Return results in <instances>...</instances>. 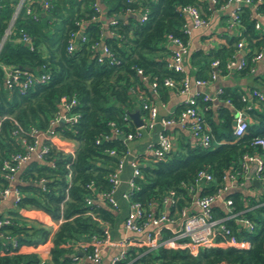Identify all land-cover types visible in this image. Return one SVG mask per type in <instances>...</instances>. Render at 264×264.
Segmentation results:
<instances>
[{
    "label": "trees",
    "instance_id": "obj_1",
    "mask_svg": "<svg viewBox=\"0 0 264 264\" xmlns=\"http://www.w3.org/2000/svg\"><path fill=\"white\" fill-rule=\"evenodd\" d=\"M47 1L49 6L44 8L42 0H34L30 4L32 13L22 6L11 34L0 48V62L49 75L47 80L36 82L20 93L17 88L4 87L0 68V185L8 184L3 161L16 152H25L20 138L33 142L31 128L40 131L50 128L51 118L59 111L61 96L76 100L70 112L77 114V119L56 126L55 132L73 141L75 147L65 151L45 139L49 149L43 158H32L25 163L16 183L21 193L16 207L41 210L51 220L58 221V226L51 232L39 223L27 225L19 219L17 210L11 211L13 223L0 228L8 235L0 239V250L4 251L0 253V264H71L73 254L78 251L72 246L75 242L105 235L103 225L93 215L111 226L116 209L106 198L99 200L97 193L112 188L109 175L127 152V143L121 136H113V128L123 134L136 132L128 112L139 109L145 115L139 96L151 102L152 82H156L160 91L165 77L173 78L179 85L184 73L169 67L165 44L167 34L184 42L189 40L184 29L187 17L181 7L195 5L202 17L208 19L212 7H220L225 0H216L213 6L209 0H103L101 11L94 8L95 0ZM16 2L0 0V40ZM254 11L264 13V2L256 4ZM140 12L145 13V19L140 20ZM33 13L37 16L33 17ZM237 13V31L226 34L224 42L216 48L191 52L197 78H209L211 62L215 59L220 74H226V62L235 56L240 39L246 41L245 65L234 70L235 75L247 74L253 66L252 57L264 52V25L256 27L258 19L251 5L240 6ZM76 31L86 40L76 38L75 49L68 52L69 34ZM22 32L30 36L32 47L16 39ZM101 42L108 48V54L102 53ZM241 92L237 86L223 87L218 94L220 103L204 99L198 93L196 106L209 124L212 144L203 147L177 127L173 132L165 129V133L174 134L175 148L161 158L136 156L140 175L134 178L137 188L130 191V199L138 201L147 212H157L168 191L173 189L176 196L173 208L180 209L190 199L185 186L194 185L199 170H206L212 176L200 186L201 194L214 193L223 185L227 172L240 173L242 154L254 150L255 136H264V100L246 109L251 120L245 133L239 137L232 134L234 110L246 108L247 104ZM186 106V103L179 106L174 114ZM112 149L115 154H110ZM41 179L44 182L39 183ZM227 196L232 198L235 211L260 202L246 213L255 223L254 230L237 226L233 220L227 222L237 238L249 242L248 246H214L196 255L183 249L160 247L131 264H264V193L256 199L243 189H236ZM214 211L217 216L223 213L219 207ZM13 236L18 245H37L50 237L49 258L42 260L33 251L16 252L9 241ZM134 255V250H128L126 260Z\"/></svg>",
    "mask_w": 264,
    "mask_h": 264
},
{
    "label": "built area",
    "instance_id": "obj_2",
    "mask_svg": "<svg viewBox=\"0 0 264 264\" xmlns=\"http://www.w3.org/2000/svg\"><path fill=\"white\" fill-rule=\"evenodd\" d=\"M34 0H17L13 14L10 18L9 24L5 29L4 35L0 40V48L4 40L11 34L12 26L22 6L26 7V12H31L30 4ZM103 0H95L93 3L94 8L97 11H101V4ZM213 6L216 0H209ZM264 2V0H225L221 7H225L231 3L237 5L231 17V25H236L238 29V13L237 8L242 5L256 6V4ZM44 8H48L49 2L42 0ZM187 17V22L184 26L185 31L189 34L190 28L201 27L207 24V19L203 18L200 9L195 5H185L181 7ZM258 18L263 21V24L256 22V27L264 25V13H256ZM37 15L33 13V17ZM140 20L145 19V13L140 12L138 14ZM95 18V17H92ZM257 18V19H258ZM114 18L111 19V22ZM81 38L86 40L84 35H81L79 31L71 32L68 37L67 51L71 52L75 49L77 40ZM18 41L27 43L32 47L31 38L26 32H22L17 38ZM167 41L174 45L171 59L169 60V67L176 71L183 72L184 75L180 80L179 85L171 77H165L161 84L166 87L174 88L178 92L186 94L185 103L187 106L183 108L178 114L162 117L160 123L163 128L168 126H181L187 127L192 137H194L201 146L208 147L212 144L213 135L210 132L209 124L204 120V117L200 114L197 104L196 95L202 93L204 99L213 100L205 92H192L191 85H204L214 80L219 74L218 60L215 59L211 62V72L209 78H195L191 79L186 73L183 60L189 53V43L184 42L179 37L167 34ZM102 43V42H101ZM100 48L103 54H108V48L102 44ZM244 39H240L237 42V51L235 56L226 62L227 72H233L236 69H240L245 65L244 53H245ZM264 60V52L259 51L252 57V63L257 60ZM0 68L2 73V83L7 90L17 88L20 93L26 92L36 82L45 81L49 75L46 72H36L28 67L14 64H6L0 62ZM252 68V67H251ZM141 73V70H138ZM156 82L151 83V88L156 89ZM222 92V88H219L218 94ZM142 109L145 111V115L142 116L143 124L136 126V132L123 134L116 128H113V136H121L125 143L139 137L143 131L152 130L157 122L158 108L152 102H148L141 95L139 96ZM241 98L243 101H247L246 108H238L234 110V121L232 125V134L235 137L243 135L250 122V116L246 109L256 107L260 102L264 100V92L258 88H252L247 94L241 92ZM255 98V102L252 99ZM225 102L229 106H233L229 99ZM76 103V100L71 98L67 99L65 96H61L59 101V111L51 118L50 128L46 131H40L37 128H31L29 133L34 136L33 142H27L24 137L20 138L21 144L25 147V152H16L11 155L10 159L3 161V168L6 170L5 178L8 184L0 185V199L6 198L9 195L14 196V205L19 199L21 193L16 187V176L20 168L27 163L30 159H42L44 153L48 151L49 146L44 143L45 139H49L58 148L65 151H72L73 148L66 143H63L62 138L55 132V127L60 125V121L65 124L66 122H74L77 119V114L71 113L72 106ZM114 123L111 122V126ZM19 131H23L18 126ZM16 131H14V134ZM67 140V139H65ZM214 143H217L214 141ZM254 150L251 152H245L240 158V173L227 172L223 185L217 188L214 193L201 194V185L205 181L212 179V176L206 170H199L194 181V185L185 186L187 193L190 196L189 203L182 208H173L176 196L173 189L169 190L163 199L161 209L147 212L138 201L130 199V191L137 188L134 178L140 175L139 162L135 157L130 163L132 166V175L128 180L129 188L122 193L123 197L128 201V211L124 218V228L129 234L114 241L110 235V224L101 220L99 217L93 215V218L98 220L104 227L105 235L103 237H97L93 235L90 239L85 241L75 242L73 245L78 249L76 254H73V263L71 264H98L101 262L102 250L108 245L116 242L119 251L113 255L109 261V264H131L135 259L140 258L142 255L149 251L156 250L160 247L168 249H183L191 255H196L200 250L204 248L214 246L231 245L236 247H245L249 245V242L244 239L237 238L234 235V229L227 224L229 220H233L237 226H243L248 231H252L255 228L254 221L246 215L248 210L254 206L246 207L241 210L235 211L233 209V200L228 197L227 194L236 190L243 189L246 194H251L259 199V196L264 193V136H255L252 140ZM174 142L172 137L164 132V129L158 130L156 142L148 145L147 154L157 158L165 156L171 149H173ZM128 151V148H127ZM110 154H115L112 149ZM127 153V152H126ZM126 153L120 158V161L113 171L109 175V179L112 183V188L107 192H98L99 200L106 198L108 202L115 208H118V204L114 199L113 193L120 183V172L123 167V159ZM258 180L259 186H256L253 181ZM44 182L43 179L39 183ZM88 203L92 200L88 198ZM219 207L223 211L221 215H215L214 208ZM17 208V207H16ZM19 211V219L34 218L42 226L49 227L53 232L58 226V221L50 222V216L45 212L33 209V208H17ZM156 212V213H155ZM17 218V217H16ZM12 215L0 216V228L6 224H12ZM24 221V220H23ZM8 238L0 229V239ZM50 237L37 245L23 243L18 245L15 237H9V241L12 243L13 250L16 252H36L42 260H45L39 253L42 249L50 251ZM134 250L135 255L126 260L127 251ZM12 252V251H11ZM0 253H4L0 250Z\"/></svg>",
    "mask_w": 264,
    "mask_h": 264
},
{
    "label": "crops",
    "instance_id": "obj_3",
    "mask_svg": "<svg viewBox=\"0 0 264 264\" xmlns=\"http://www.w3.org/2000/svg\"><path fill=\"white\" fill-rule=\"evenodd\" d=\"M211 4V3H210ZM212 6V5H211ZM237 5L235 3H231L225 7H212V10L208 16L207 24L201 27L190 28L189 33V53L185 56L183 60L184 68L186 73L190 76L193 80L196 77V65L192 64L191 60V52L196 49H202L207 51L211 48L218 47L222 42L225 40V35L229 33H234L237 31V26L231 25V17L236 9ZM103 8V7H102ZM255 8L252 7V12L254 15H257L254 11ZM257 17V16H256ZM258 18V17H257ZM261 24L263 21L258 18ZM168 48V54L166 58L168 61L171 59V54L174 48V45L171 42L166 41L165 44ZM237 54V53H236ZM234 72V71H233ZM233 72H227L226 74H219L214 80L204 84V85H191L192 92H205L207 93L213 100L214 103H220L217 98V92L219 88H223L225 86H237L242 92L247 94L250 89L258 88L264 92V60L260 59L257 60L250 71L243 75L238 76L235 75ZM163 91L159 89L150 90V101L155 104L158 108V116L157 122L155 127L150 131H143L142 134L133 139L128 141L127 148L128 151L123 159V167L122 171L120 172L119 178L120 183L116 191L113 193L114 199L118 204V208L116 209V215L113 224L110 228V235L114 241L122 238L123 236L129 234L128 231L125 230L123 222L125 215L128 211V201L123 197L122 193L129 188L128 180L132 175V166L131 161L139 154H144L148 156L147 149L149 144H153L156 142L157 132L161 129H167L170 132L173 128H179L180 131H183L187 134L192 140L196 141L194 137L191 136L190 131L187 127L181 126H168L163 128L162 124L160 123V119L162 117H167L173 115L176 109L183 105L186 101V94L180 93L174 88L164 86L162 88ZM140 116L142 117L143 114L141 113ZM251 120V119H250ZM172 139L173 136L169 134ZM174 142V141H173ZM63 143L68 144L72 148L75 147V143L71 140H63ZM174 147V146H173ZM140 164V163H139ZM25 165V164H24ZM24 165L20 168L17 173L15 183L19 180V173L24 167ZM14 196L11 194L6 198L0 199V214L7 215L13 210H17L16 206L14 205ZM19 212V211H18ZM34 218H27L22 219V221L27 224H33L35 221H32ZM53 220L50 219V222ZM57 227V226H56ZM52 241L50 240V246ZM75 250L76 246L72 245ZM119 246L116 245V242L112 244H108L102 250V259L101 262L98 264H109V261L113 255H115L119 251ZM45 259L49 258V252L46 249H42L39 253Z\"/></svg>",
    "mask_w": 264,
    "mask_h": 264
},
{
    "label": "water",
    "instance_id": "obj_4",
    "mask_svg": "<svg viewBox=\"0 0 264 264\" xmlns=\"http://www.w3.org/2000/svg\"><path fill=\"white\" fill-rule=\"evenodd\" d=\"M120 17L123 18L124 16H120ZM102 44H103V42L101 43V46H102ZM140 114H141V112L139 109L128 112L129 117L131 118V120L134 122V124L136 126H141L143 124V120H142V117L140 116ZM60 125H63L62 121H60ZM173 148H175V147H173ZM253 183L256 186H259L258 180H254Z\"/></svg>",
    "mask_w": 264,
    "mask_h": 264
},
{
    "label": "rangeland",
    "instance_id": "obj_5",
    "mask_svg": "<svg viewBox=\"0 0 264 264\" xmlns=\"http://www.w3.org/2000/svg\"><path fill=\"white\" fill-rule=\"evenodd\" d=\"M32 221H35L33 224H38V221L36 219H33Z\"/></svg>",
    "mask_w": 264,
    "mask_h": 264
}]
</instances>
